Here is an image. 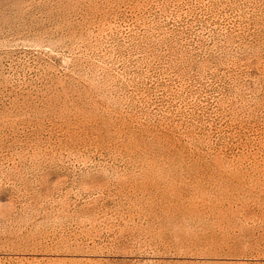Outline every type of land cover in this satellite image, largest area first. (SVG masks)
Instances as JSON below:
<instances>
[{
    "label": "rangeland",
    "instance_id": "374dc122",
    "mask_svg": "<svg viewBox=\"0 0 264 264\" xmlns=\"http://www.w3.org/2000/svg\"><path fill=\"white\" fill-rule=\"evenodd\" d=\"M0 264H264V0H0Z\"/></svg>",
    "mask_w": 264,
    "mask_h": 264
}]
</instances>
